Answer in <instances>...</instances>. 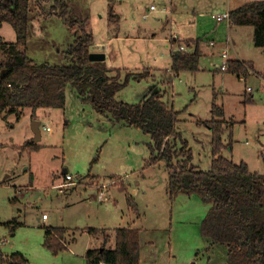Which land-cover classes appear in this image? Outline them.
Wrapping results in <instances>:
<instances>
[{
    "label": "rangeland",
    "instance_id": "obj_1",
    "mask_svg": "<svg viewBox=\"0 0 264 264\" xmlns=\"http://www.w3.org/2000/svg\"><path fill=\"white\" fill-rule=\"evenodd\" d=\"M65 1L70 19L86 20L94 44H99L95 50L101 49L107 65L122 70L120 82L127 73L148 76L131 80L118 92L120 102H140L153 85L148 80L152 70L169 69V38L177 39L173 43L176 49L189 39L201 40L208 56L201 58L200 71L179 77H166V71L161 76L163 85L158 83L166 92L165 100L183 111L177 130L189 143L193 163L208 170L211 131L200 122L212 119L215 99L226 111L227 125L234 123L223 137L226 143L232 141V151L223 154L235 162H249L253 171H264L263 83L249 76L247 86L253 88L254 100L247 102L245 82L233 72L219 69L221 48L229 50V57L239 50L241 58L253 61L264 72V48L254 45V28L231 27L216 19L249 0H175L173 4L170 0ZM53 4L55 0L32 6L28 52L39 63L60 65L66 63L64 52L74 34L60 8L53 12ZM151 4L157 11L144 19ZM0 33L7 43L17 39L10 23L5 22ZM66 98L64 109L55 108L52 114L41 109L34 119L29 109L19 121L15 113L0 110V263L18 253L27 264H86L87 251L99 248L104 238L100 233H88L89 229H111L106 234L112 237L108 245L112 247L114 229L133 227L140 232L141 264H228L227 247L201 234L210 205L198 195L170 199L166 164L149 162L151 136L101 114L91 103L82 102L72 87ZM34 120L41 121L39 150H30L26 142L36 136ZM47 125L51 132L44 130ZM98 153L99 160L93 163ZM64 169L77 184L59 189L56 186L64 183ZM111 176H118V181ZM110 179L115 182L102 200L99 195L104 190L98 184ZM127 194L133 197L137 212L128 204ZM46 227L68 228V247L57 254L48 250L44 245Z\"/></svg>",
    "mask_w": 264,
    "mask_h": 264
},
{
    "label": "trees",
    "instance_id": "obj_2",
    "mask_svg": "<svg viewBox=\"0 0 264 264\" xmlns=\"http://www.w3.org/2000/svg\"><path fill=\"white\" fill-rule=\"evenodd\" d=\"M33 1L0 0V29L5 22L10 23L17 35L14 43H7L0 33V54L3 56L0 58V110L7 114L16 113L20 119L29 109L34 119L43 108L64 109L66 91L72 87L82 102L91 103L101 114H108L115 122H123L151 136L149 162L166 164L170 199L174 201L182 194L198 195L210 205L201 224V234L214 244L227 247L228 264H264V173L254 172L246 162L237 163L223 155L224 150L232 151V141L225 145L223 135L228 126L231 129L234 126V123L227 125L224 108L214 99L212 119L200 122L211 131L212 147L210 168L201 170L193 163L189 143L177 130L183 111L169 106L162 93L154 90L136 104L116 100L117 93L131 80L140 81L148 76L127 73L120 82L121 69L109 67L105 60H90L94 35L86 29V20L69 18L65 0H55L52 10L56 13L60 8L61 17L74 34V41L64 52L66 63H39L29 55L32 6L35 2L42 4L51 0ZM229 15L235 26H252L254 45L264 48V1L248 2L231 10ZM192 42L196 45L193 52L174 50L171 53V76L200 71L201 40L186 43L190 46ZM229 65V71L238 77L254 71L252 63L230 60ZM111 72H116V76H110ZM27 147L40 149L32 139L27 141ZM98 160L99 153L93 163ZM127 201L137 212V205L129 194ZM89 232L100 233L104 238L99 248L87 251L86 264H141L139 230L131 227L115 229L112 247L108 246L112 237L106 234V229L92 228ZM68 233L67 228L46 227L45 247L54 254L66 249ZM5 263L27 264V260L17 253Z\"/></svg>",
    "mask_w": 264,
    "mask_h": 264
},
{
    "label": "crops",
    "instance_id": "obj_3",
    "mask_svg": "<svg viewBox=\"0 0 264 264\" xmlns=\"http://www.w3.org/2000/svg\"><path fill=\"white\" fill-rule=\"evenodd\" d=\"M171 1V3L173 4V2L175 1V0H170ZM251 1H264V0H249L248 2H251ZM248 2H245V3H243L242 5H244V4H246V3H248ZM241 5V6H242ZM238 7H240V6H236V7H234V9H236V8H238ZM231 10H233V8L232 9H229V10H227V12H229L230 13V11ZM227 12H224V13H227ZM220 23H222V22H224V21H219ZM228 22V21H227ZM230 24V26L231 27H233V26H235V25H233V24H231V22H228V25ZM252 27V26H251ZM253 35H254V32H253ZM169 40H171V42L169 41ZM189 40H197V39H189ZM96 41V40H95ZM168 41H169V43H170V46H171V50H170V52L172 53L176 48H174V44H175V42H177V39L176 38H174V37H171V38H169L168 39ZM174 43V44H173ZM98 45L99 44H93V46H94V50H92L91 52L92 53H99V54H101L100 53V50L101 49H98V50H95L96 48H98ZM216 45V44H215ZM214 45V46H215ZM195 43L194 42H192L191 43V45L190 46H188V51H190V52H193L194 50H195ZM210 46H211V44H210ZM214 46H212V47H214ZM200 48H201V51H202V56H201V58L202 57H207L208 55H206L207 54V52L206 51H204V48H203V44H202V41H201V44H200ZM221 49V48H220ZM220 49H218V53L220 54V53H222L223 51H228V53H229V50H227V49H225V50H220ZM211 52H212V50H211ZM213 53V52H212ZM210 54V53H209ZM105 55V54H104ZM172 54H170V59H171V62H170V65H169V69H167L166 71H167V76L166 77H168L169 75L171 76V66H172V56H171ZM230 60H237V61H241V62H246V63H252V65H253V69H254V71L257 73V74H264V72H261L260 70H258V68L256 67V65H255V63L253 62V61H251V60H246L245 58H241V56H240V54H239V50H235V52L234 53H232L231 55H230ZM105 60V59H104ZM201 60V59H200ZM106 63H107V61H106ZM108 64V63H107ZM109 66V65H108ZM110 67V66H109ZM199 67L201 68V66L199 65ZM170 72H169V71ZM165 70H163V69H159L158 71H153L152 70V75H151V77L148 79V80H152V86L149 88V90H148V92L145 94V95H147L150 91H152V90H154L155 92L156 91H160L161 93H162V95H163V100L165 101V102H167L168 104H169V106H171V107H174V104L173 105H171L170 104V102H168V101H166L165 100V97H164V93H166L165 91H162L161 90V88L159 87V84L161 83L162 85H163V83H164V81H162L163 80V77H161L165 72H166ZM231 72V71H230ZM182 73H185V72H182ZM182 73H180L179 75H178V77L182 74ZM257 80H258V78L257 77H255ZM171 81L173 82V80L171 79ZM259 81V80H258ZM130 83V82H129ZM159 83V84H158ZM247 85V84H246ZM215 95H217L216 93H214ZM144 95V96H145ZM214 95V96H215ZM216 98H217V96H216ZM244 100L245 101H247V102H253V100H254V94H249V93H247L246 92V89H245V93H244ZM223 107V106H222ZM224 108V107H223ZM44 110H43V113L44 112H46L47 114H52V110L54 109V108H43ZM224 111H225V109H224ZM41 113V112H40ZM40 113H39V115H40ZM183 113V112H182ZM11 114H13V113H11ZM11 114H8V115H11ZM16 114V113H15ZM24 114V113H23ZM22 114V115H23ZM193 114V113H192ZM17 115V114H16ZM194 116H195V114H193ZM225 116H226V111H225ZM180 117H181V115H180ZM21 118H22V116H21ZM20 118V119H21ZM20 119H18V116H17V120L19 121ZM180 120H181V118H180ZM183 120H186V119H183ZM187 121V120H186ZM188 122V121H187ZM51 132V131H50ZM226 133V132H225ZM225 135V134H224ZM224 135H223V137H224ZM29 140H31V139H29ZM28 140H26V142H27ZM223 141H224V143L227 145L228 143H226L225 142V140H224V138H223ZM39 142V141H38ZM38 142H36L37 144H38ZM25 143V142H24ZM24 143H23V145H24ZM23 145H21L19 148H21V147H23ZM39 145V144H38ZM25 146V145H24ZM40 146V145H39ZM190 147V146H189ZM40 148H41V146H40ZM21 150V149H20ZM23 153V152H22ZM225 157H228V158H230V159H232L233 160V158H231L230 156H227V154L225 155V154H223ZM242 162H245V161H242ZM237 163H240V162H237ZM249 166H250V164H249V162H246ZM250 169H251V166H250ZM252 170V169H251ZM253 171V170H252ZM254 172H260V171H254ZM263 173H264V171H262ZM91 176V175H90ZM91 177H95L96 179H97V181L98 180H101V179H99L98 177H96V176H91ZM109 178H115L116 180L117 179H119V177L118 176H111V177H109ZM104 181V180H103ZM118 181V180H117ZM30 189V188H29ZM105 191L106 190H104V191H100L101 193H100V195H99V197L103 200V199H107L106 198V194H105ZM48 218V217H47ZM46 218V219H47ZM133 228V227H132ZM68 229V228H67ZM117 229V228H116ZM135 229H137V228H135ZM102 230V229H101ZM106 230L109 232V231H111V229H108V228H106ZM115 230V229H114ZM88 233H90L89 231H87ZM71 233H70V230H69V233H68V235H67V238H68V236L70 235ZM92 234V233H91ZM100 235V234H99ZM67 247H68V244H67Z\"/></svg>",
    "mask_w": 264,
    "mask_h": 264
},
{
    "label": "built area",
    "instance_id": "obj_4",
    "mask_svg": "<svg viewBox=\"0 0 264 264\" xmlns=\"http://www.w3.org/2000/svg\"><path fill=\"white\" fill-rule=\"evenodd\" d=\"M155 11H157V6H156L155 4H151L150 7H149V9H148V14H145L143 18H144V19H147L148 16H149V14H150L151 12H155ZM216 19H217L218 21H228V22H230V15H229V12H227V13H222V14L218 15V16L216 17ZM210 44H211V46H214V45H215V42H214V41H211ZM187 48H188V45L180 44V45H179V48H177L176 50H177V51H188ZM221 58H222V64H221V66H220L219 69H220L221 71H229V69H230V68H229V66H230V65H229L230 58H229V53H228V51H223L222 54H221ZM249 76H255V77H257L259 80H261L262 83H263L262 87L264 88V74H257L255 71L250 70V71H248V72H246V73H244V74H241V75L239 76V79L242 80V81H244L245 84H247V81H248ZM174 77H177V75H174ZM253 91H254V90H253L252 87L246 85V92H247V93L251 94V93H253ZM45 116H47V115H45ZM44 130L50 132V131H51V126H49V125L44 126ZM106 181H107V182H106ZM106 181L101 182V183L98 184L99 189H100V188H103V190H106V189H108L109 186H111V185L114 184V182H115V181H111V179H110L109 181H108V180H106ZM76 184H77V182L75 181L73 175H70V174H68V172H67V173L65 174V180H64V183H61V184L57 185L56 187L59 188V189H62V188H64V187L71 186V185H76ZM46 218H47V215L44 214V215H43V219H46Z\"/></svg>",
    "mask_w": 264,
    "mask_h": 264
},
{
    "label": "water",
    "instance_id": "obj_5",
    "mask_svg": "<svg viewBox=\"0 0 264 264\" xmlns=\"http://www.w3.org/2000/svg\"><path fill=\"white\" fill-rule=\"evenodd\" d=\"M104 59H105V56L103 54H99V53L90 54V60L92 61H103ZM40 126H41V121L39 120L33 121L32 129L36 135L35 138L33 139L34 142H38L42 138ZM67 172H68L67 169H64L63 173L66 174Z\"/></svg>",
    "mask_w": 264,
    "mask_h": 264
}]
</instances>
